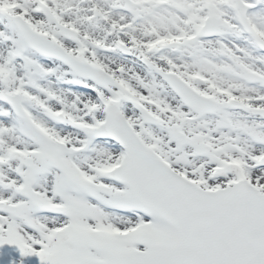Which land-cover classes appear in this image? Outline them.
<instances>
[{"label": "snow or ice", "instance_id": "1", "mask_svg": "<svg viewBox=\"0 0 264 264\" xmlns=\"http://www.w3.org/2000/svg\"><path fill=\"white\" fill-rule=\"evenodd\" d=\"M0 264H264V0H0Z\"/></svg>", "mask_w": 264, "mask_h": 264}]
</instances>
